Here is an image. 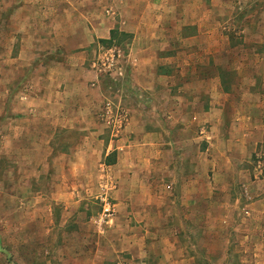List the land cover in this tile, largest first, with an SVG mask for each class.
<instances>
[{
    "label": "rangeland",
    "instance_id": "374dc122",
    "mask_svg": "<svg viewBox=\"0 0 264 264\" xmlns=\"http://www.w3.org/2000/svg\"><path fill=\"white\" fill-rule=\"evenodd\" d=\"M127 1L138 38L108 47L73 32L105 4L0 0V264H264V0H175V10L154 0L152 13L148 0ZM81 57L103 97H56ZM134 63H160L170 77L146 94L132 84ZM166 95L189 107L188 155L201 158L198 137L215 143L209 163H181L194 189L181 179L159 199L155 178L143 187L125 160L107 162L119 116Z\"/></svg>",
    "mask_w": 264,
    "mask_h": 264
},
{
    "label": "crops",
    "instance_id": "0c3cea01",
    "mask_svg": "<svg viewBox=\"0 0 264 264\" xmlns=\"http://www.w3.org/2000/svg\"><path fill=\"white\" fill-rule=\"evenodd\" d=\"M32 1L33 0H31V2ZM77 1L78 0H62L65 6L68 5L71 7H74ZM148 1L149 2L144 5V8H152L148 11L152 13L156 6L153 5L154 0ZM172 1L173 10H175V0H169V5H172ZM78 4L79 6L91 5L92 8H97L103 4L106 6L103 7L105 16L103 15L98 17L95 15L94 17L95 13L91 12V8H87L89 9V14H79L82 18L81 21H83V19L88 20L87 18H89V23L84 25L79 24L74 27L73 32H77V36L83 35V37L87 39L99 38V40H107L110 37V32L116 30L119 33H126L131 36L133 35V39L138 38V33H135L133 30L136 28L135 24L138 23V20L134 17L133 19L126 17L128 12H125V10L130 4L127 0H111V2L108 3H102L101 0H79ZM165 5L166 3L163 2V6ZM164 14L165 16L169 15L168 13H161L158 17H164ZM76 16L77 15L74 14L72 18V14H70L68 20L69 23L74 24L76 19L79 23L80 18ZM170 18L176 20L174 15L170 16ZM141 20L143 19L139 18V22ZM87 43L90 44L89 41ZM154 45L155 44L152 45L151 50H153ZM53 50L58 53L64 52V50H61L60 47L53 48ZM68 51L70 53L72 52L70 50ZM152 52L155 53V50ZM81 53L84 54L85 51H80L78 54ZM84 60V57H81V61L75 62L74 60L75 65H72L74 66L72 69L76 71L78 75L75 80L69 78L66 75L67 73L65 76L58 78V92L56 97H90V95L94 97H103L102 92H104V90L102 89L101 91L100 86H95L93 83H91L89 87L87 86L89 84L88 82H91L94 79L97 80V78L93 72H91V74L94 77L85 76L84 70L86 69L84 67ZM132 65L134 67L131 76L133 86L149 95L153 94L161 78L165 77L166 79L170 77V72L167 67L160 63L157 65L150 64L145 67L139 65L138 63H134ZM72 91L74 92L72 93ZM151 92L152 94H150ZM143 98L144 99H142L139 104L140 106L129 112V118L126 122V126L123 131L119 132L120 135L123 136L122 139L116 143H114V141L109 143V147L111 148L110 150H112L111 153L115 154V163L109 167L116 169L117 167H120V160H125L127 163L126 167L128 169L126 175L129 177L133 175L131 179L132 183L138 182L141 186L148 187L150 179L155 178L157 183L155 192L156 196L161 199L162 195L166 193L170 198H173L176 196L174 194L176 188L175 181L178 182V180L182 179L183 189L193 187V175L184 174L181 168L182 164L185 163V165L192 166L193 164H197L201 158L202 161H207V163H209L207 153L210 151L209 146H213L215 143L213 141L214 137H211L210 135L198 137V139L203 138L204 141L206 140L204 146L200 147V145H196L197 153L201 156V158L188 155L192 144L194 148L195 145L192 143L194 141L188 138L187 132L190 131L188 130V125L185 126L186 121L180 118V113H185L189 107L186 106L184 109L178 110L175 106V100L182 97H168V95H166V97ZM154 103L158 104V106ZM149 106H151L152 110L148 109ZM201 111L202 115H205V118L210 117L211 111L209 109H202ZM200 134L202 133L200 132ZM119 136L116 137L118 138ZM182 138H184L185 141H183ZM140 158L142 159V162H140ZM141 167L144 168V174L141 171ZM134 189L138 190L136 187L131 185L125 190V195L134 193ZM161 209L162 211L164 210L162 207ZM163 213L164 212H161V214ZM174 239H176V237Z\"/></svg>",
    "mask_w": 264,
    "mask_h": 264
},
{
    "label": "trees",
    "instance_id": "16d2710c",
    "mask_svg": "<svg viewBox=\"0 0 264 264\" xmlns=\"http://www.w3.org/2000/svg\"><path fill=\"white\" fill-rule=\"evenodd\" d=\"M132 38L131 35L126 34V33H119L116 30H113L110 32V37L107 40H99L98 43L102 44V45H106L108 47L114 46L117 47L120 45V43L123 41V39H130ZM111 157V162L107 164L108 165H113L115 163V154L111 153V155L108 157Z\"/></svg>",
    "mask_w": 264,
    "mask_h": 264
},
{
    "label": "built area",
    "instance_id": "2783aa9c",
    "mask_svg": "<svg viewBox=\"0 0 264 264\" xmlns=\"http://www.w3.org/2000/svg\"><path fill=\"white\" fill-rule=\"evenodd\" d=\"M115 51V50H114ZM114 51H112L111 52V55H110V61H111V63L110 64H108V66L107 67H109V69L108 70H110V68H112V66H113V61H114V58H115V56H114ZM105 65V64H104ZM96 67V70L98 71V72H102V67H103V63H99V61L97 62V63H94L93 64V68H95ZM104 110H105V113H111V106H110V104L109 103H107L105 106H104ZM120 118H119V120H118V126L120 127L122 124H126V122H127V117H126V114L124 113L123 115L121 114L120 116H119ZM107 208H105L104 209V212H108L109 211V206H106Z\"/></svg>",
    "mask_w": 264,
    "mask_h": 264
}]
</instances>
